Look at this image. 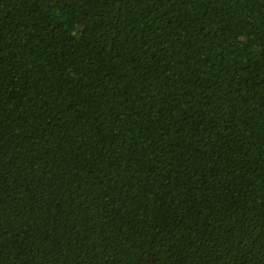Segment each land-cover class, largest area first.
Instances as JSON below:
<instances>
[{"label": "trees", "instance_id": "16d2710c", "mask_svg": "<svg viewBox=\"0 0 264 264\" xmlns=\"http://www.w3.org/2000/svg\"><path fill=\"white\" fill-rule=\"evenodd\" d=\"M0 264H264V0H0Z\"/></svg>", "mask_w": 264, "mask_h": 264}]
</instances>
